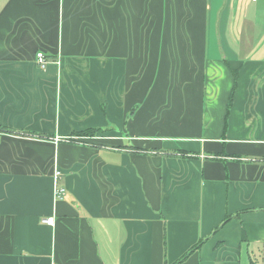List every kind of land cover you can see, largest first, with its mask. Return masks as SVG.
<instances>
[{
	"label": "crops",
	"instance_id": "obj_1",
	"mask_svg": "<svg viewBox=\"0 0 264 264\" xmlns=\"http://www.w3.org/2000/svg\"><path fill=\"white\" fill-rule=\"evenodd\" d=\"M185 255L264 264V0H0V264Z\"/></svg>",
	"mask_w": 264,
	"mask_h": 264
},
{
	"label": "built area",
	"instance_id": "obj_2",
	"mask_svg": "<svg viewBox=\"0 0 264 264\" xmlns=\"http://www.w3.org/2000/svg\"><path fill=\"white\" fill-rule=\"evenodd\" d=\"M36 62H37V65L39 66V68H41V69H45L47 67V64H48V61L46 60V58L42 52H39L36 54ZM59 177H60V172L56 170L54 173L55 181ZM63 193H64L63 189H59V188L55 187V189H54V197L55 198H57V199L60 198L63 195ZM42 224L52 226L54 224V219L52 217L44 218L42 220Z\"/></svg>",
	"mask_w": 264,
	"mask_h": 264
},
{
	"label": "trees",
	"instance_id": "obj_3",
	"mask_svg": "<svg viewBox=\"0 0 264 264\" xmlns=\"http://www.w3.org/2000/svg\"><path fill=\"white\" fill-rule=\"evenodd\" d=\"M235 87H236V77H235V82H234V87H233V89H235ZM232 102H233V91H232L231 96H230V99H229V104H228L227 112H226V118H227V116H228V114H229V110H230V106H231ZM226 126H227V120L225 121L224 131H226ZM1 131H4V132H11L10 129H5V128L1 129ZM94 133H95L94 130H89V131H84V132H82V133H79V136H82V137H91V136H94ZM134 150L137 151V152H144V151H146V149H143V148H135ZM201 243H202V242H199L195 247H193L192 250H196V249H198L199 246L201 245ZM190 252H191V251H190ZM190 252H189V253H190ZM185 257H186V255H185L183 258H181V259H180L177 263H175V264H179L182 260L185 259Z\"/></svg>",
	"mask_w": 264,
	"mask_h": 264
},
{
	"label": "rangeland",
	"instance_id": "obj_4",
	"mask_svg": "<svg viewBox=\"0 0 264 264\" xmlns=\"http://www.w3.org/2000/svg\"><path fill=\"white\" fill-rule=\"evenodd\" d=\"M228 80L226 81V86H225V89H224V91L227 89V86H228ZM223 100H222V98L220 99V101L218 102V105H217V108H218V110H219V112H220V108H221V102H222ZM207 101H206V105H207Z\"/></svg>",
	"mask_w": 264,
	"mask_h": 264
}]
</instances>
